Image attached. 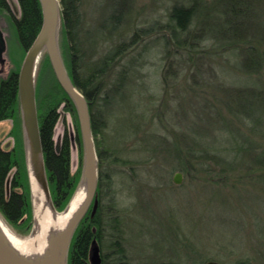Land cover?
I'll use <instances>...</instances> for the list:
<instances>
[{
  "label": "rangeland",
  "instance_id": "374dc122",
  "mask_svg": "<svg viewBox=\"0 0 264 264\" xmlns=\"http://www.w3.org/2000/svg\"><path fill=\"white\" fill-rule=\"evenodd\" d=\"M235 1L193 0L201 17L198 23L191 19L189 34H200L203 22H209L212 32L202 33L215 34L222 19L235 18L225 13V2L233 6ZM243 1H237L233 10L250 19L244 16L240 20L245 21L243 25L238 30L229 26L226 34H256L262 39L264 0ZM7 2L9 13L0 11V80L11 71L19 72L27 51L20 46L12 21V17L20 15L18 0ZM78 2V49L85 52L87 62L114 43L127 41L131 34H146L111 69L104 81L106 88L118 82L121 71H126V78L108 91L103 107H97L104 122L96 137L100 150H104L101 167L97 168L103 178L101 205L105 210L113 204L110 208L119 217L123 246L132 264H197L201 259L204 263L264 264V257L259 259L251 249L257 228L262 229L264 238V184L248 178L238 182L232 177L228 184L238 185L223 188L201 175L193 179L181 172L176 158V150L181 152L187 146L194 148L197 155L205 151L207 156L217 154L228 162L242 149L241 153L253 155L247 157V162H264V69L248 73L247 60L234 45L220 48L217 41L210 39L196 42L197 50L204 51L194 58L188 59L182 50L166 52L163 36L169 34V11L175 4L188 6L192 0H130L120 11L124 17L121 25L122 17L116 22L118 16H112L117 10L115 0ZM56 37L61 56V14ZM260 51L264 54V44ZM46 56L43 50L35 63L37 119L40 121L54 108L53 142L58 145L63 136L68 138L69 170L71 175H77L70 201L83 172V144L75 106L72 100L67 105L60 99L58 84L45 64ZM18 114L27 171V136L20 106ZM15 125L12 119L0 121V144L5 149L16 145L21 159ZM238 170L246 172L245 166ZM177 172L181 173L179 184L172 180ZM0 220L20 240L31 234L33 214L32 221L23 219L13 224L0 211ZM71 237L72 234L66 253ZM107 243L108 240L102 252L108 250ZM91 255L92 252L90 259Z\"/></svg>",
  "mask_w": 264,
  "mask_h": 264
},
{
  "label": "trees",
  "instance_id": "16d2710c",
  "mask_svg": "<svg viewBox=\"0 0 264 264\" xmlns=\"http://www.w3.org/2000/svg\"><path fill=\"white\" fill-rule=\"evenodd\" d=\"M59 1L61 4L63 43L61 58L74 86L83 94L88 102L91 133L96 153L99 157L97 168H100L104 150H100L96 137L100 134L104 122L100 118L101 114L97 107L98 104L103 107L104 103L108 100V91L119 86L118 83L126 78V71H121L118 82L115 85H110L106 88L104 86V81L110 74L114 65L117 64L118 60L127 53L131 46L138 43L142 39V36L146 34H137L138 32H136V34H131L127 41L121 40L114 43L104 53L99 54L97 58L91 62H87L85 61V52H81L80 48L78 49V44L80 42L78 30L81 24V16L78 11L79 2L78 0ZM129 1L130 0H115L117 10L114 11L112 16H118L116 17V22L122 17L120 11L129 4ZM237 1L241 2L242 0H236L233 6L225 2V13L227 17L233 16L235 18L228 20L222 19L215 34L202 33L205 31L212 32L209 22L202 23L201 28L203 31H201L200 34H189L191 33V31L189 32L191 19L194 18V21L198 23L201 17L198 7L193 0L188 6L173 5L169 11V34H164L163 36L165 37V51L167 52L170 49L172 51L182 50L187 53L188 59L189 56L190 58H194V55L196 56L204 51V48L197 50L199 48L196 42L210 39L217 41L220 48L234 45V48L238 49L243 60H247L249 68L246 71L248 73H256L263 70L264 54H262L260 48L264 44V37L258 39L256 34L252 36H247L245 34H226L230 30L229 26H233L235 30H238L239 27L243 25V22H245H241L240 20H243L246 14L242 15V12L233 10ZM246 1L249 2V0H245V2L243 1L244 4L247 3ZM18 6L20 15L18 18L12 17V21L15 25L17 40L20 46L26 50L30 47L40 30L42 22L41 7L39 0H18ZM5 9H9L7 0H0V11ZM225 13L222 12V15H225ZM246 17L247 20L250 19L248 18L250 17L249 15ZM123 21L124 17H122L120 25ZM254 28L257 29V26ZM257 30L259 31L260 28ZM260 44L261 46L258 48ZM201 50L202 52L200 53L196 52ZM45 64L51 73L52 79L53 77L55 78L47 56ZM54 80L57 82L56 78L53 79V81ZM58 90L60 92V99L69 105L71 99L59 84ZM18 109V72L11 71L4 79L0 80V121L5 119L15 120L17 131L15 143L18 140L22 158L20 159L18 157L16 145L11 149H5L0 144V211L5 218L13 224L19 221L22 222L23 219L32 221L30 186L24 160L22 124ZM55 122L56 115L54 108L47 111L40 121L38 119L41 155L48 181L50 197L55 210L61 212L66 207L77 184V175L70 174L69 141L67 136H63L58 145L53 142V128ZM56 146H58V148H56ZM241 150L242 149H239L236 156L230 159L232 162H228L227 159H223L217 154L207 156L208 154L205 151L197 155L198 152H196L194 148L191 149L185 146V149L181 152L176 150V158H178L180 162L178 170L189 175V177L191 176L193 179L201 175L205 180L211 182V184L213 183L217 186L221 185L223 188L236 184V182L228 184V181L232 177L238 182H240L242 178H248L250 181L264 184V162H247V157L252 154L244 151V153H241ZM237 156L239 158L238 160L235 158ZM201 160H208L210 163L204 164ZM244 162L247 163V166ZM244 166L246 172L238 170L241 167L244 168ZM102 180V173L99 170L95 192L96 202L94 196L92 204H90L72 233L66 253L67 264H91L90 254L94 245H97L99 248V264H132L123 246L122 228L119 217L111 211V205L113 204H109L105 210L102 209L100 198ZM16 189L20 190L17 191ZM250 237L251 236H249V238ZM254 238L255 240L254 243L252 242L251 249L258 255L259 259H261L264 257V238L261 228H257ZM92 240H95L94 244H92ZM106 240H108V250L102 252ZM201 263H204V259H201L197 264ZM237 263L249 264L246 261H239ZM163 264L177 263L170 261Z\"/></svg>",
  "mask_w": 264,
  "mask_h": 264
},
{
  "label": "water",
  "instance_id": "95a60500",
  "mask_svg": "<svg viewBox=\"0 0 264 264\" xmlns=\"http://www.w3.org/2000/svg\"><path fill=\"white\" fill-rule=\"evenodd\" d=\"M42 14V22L39 32L34 38L32 44L27 49L22 65L18 72V101L22 116V122L27 136V145L30 146L33 152L41 154V142L39 133V123L37 119L35 90H34V74L35 63L40 53L45 50L49 59L52 71L55 78L64 92L72 100L79 124L81 140L84 152V164L81 180L85 170L91 173L90 179L86 185L85 200L70 225V235L73 233L76 225L83 217L92 200L94 199L98 169H97V153L94 145L93 136L91 133V119L88 108V102L81 92L74 86L62 62L59 48L57 44V28L59 23V14H61L59 0H39ZM3 47V40L0 34V53ZM27 148V146H26ZM58 148V146H56ZM42 158V155H41ZM42 187L48 196L52 207L48 181L45 174V169L42 160ZM80 180V183H81ZM173 182L179 184L181 182V173L177 172L173 176ZM30 186V180H29ZM31 194V189H30ZM32 196V195H31ZM55 209V208H54ZM66 209V208H65ZM70 239V238H69ZM95 240H92V244ZM91 264H99V248L94 245L92 248ZM0 264H27L24 260L15 257L1 242H0ZM203 264H220L216 261H207Z\"/></svg>",
  "mask_w": 264,
  "mask_h": 264
},
{
  "label": "bare ground",
  "instance_id": "6f19581e",
  "mask_svg": "<svg viewBox=\"0 0 264 264\" xmlns=\"http://www.w3.org/2000/svg\"><path fill=\"white\" fill-rule=\"evenodd\" d=\"M26 164L32 195L33 225L25 240L16 238L0 220V242L27 264H65L70 225L79 212L86 195L91 173L85 170L81 183L66 209L57 213L42 187V158L39 152L26 148Z\"/></svg>",
  "mask_w": 264,
  "mask_h": 264
},
{
  "label": "flooded vegetation",
  "instance_id": "af4514ba",
  "mask_svg": "<svg viewBox=\"0 0 264 264\" xmlns=\"http://www.w3.org/2000/svg\"><path fill=\"white\" fill-rule=\"evenodd\" d=\"M1 12H5L6 14H8L9 13V9H5V10H3V11H1ZM0 34H1V30H0Z\"/></svg>",
  "mask_w": 264,
  "mask_h": 264
}]
</instances>
